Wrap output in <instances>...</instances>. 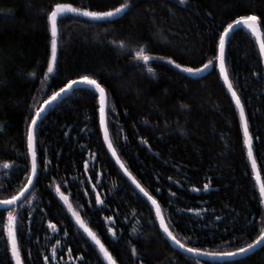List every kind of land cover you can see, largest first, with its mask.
<instances>
[{
  "label": "trees",
  "instance_id": "trees-1",
  "mask_svg": "<svg viewBox=\"0 0 264 264\" xmlns=\"http://www.w3.org/2000/svg\"><path fill=\"white\" fill-rule=\"evenodd\" d=\"M56 2L107 11L125 0H0V199L26 182V117L68 80L91 75L107 91L112 144L133 177L158 200L171 232L207 252L250 243L264 227V204L243 143L239 110L215 57L222 25L250 11L264 15V0H130L129 8L109 20L65 13L58 19L57 65L45 77L50 32L44 10ZM140 45L150 56L147 62L134 58ZM225 51L264 182V62L256 38L245 28L232 32ZM165 57L190 68L208 60L213 64L194 77ZM98 99L95 90L78 87L50 106L36 125L38 179L12 208L20 213L17 242L24 264H45V256L48 264H107L57 187L117 264H264V246L222 261L174 247L152 204L111 156ZM4 161L10 162L7 169ZM97 193L102 204L95 203ZM7 210L0 207V264H15L4 230ZM57 240L61 243L52 260Z\"/></svg>",
  "mask_w": 264,
  "mask_h": 264
},
{
  "label": "snow or ice",
  "instance_id": "snow-or-ice-1",
  "mask_svg": "<svg viewBox=\"0 0 264 264\" xmlns=\"http://www.w3.org/2000/svg\"><path fill=\"white\" fill-rule=\"evenodd\" d=\"M186 0H179L180 4H185ZM130 7V0H125L124 3L119 4L117 7H113L108 9L107 11H90L87 8H78L74 7L71 3H62L56 2L49 6V9L44 10L46 23L48 31L50 32V53L47 57V68L44 72V76L47 77L51 74L57 65V52L59 46V35H60V28L58 25V19L67 12H78L82 13L85 16L89 17H108L116 15L125 9ZM239 26H243L244 28L248 29L251 34L256 38V42L259 45V56L262 58L261 62H264V39H262V35H264V15L257 14L254 11H250L247 14L236 15L234 19H231L226 24L222 25L223 30L218 33V44H217V51L218 55L215 57L216 60L219 61V68H220V75L223 77L225 84H227L228 90L231 93L232 99L235 101L236 108L239 110V118H240V125L243 129V143L247 146V155L248 159L251 161L252 166V174L256 178V183L259 186V203L264 204V182L261 181L260 172L257 170V162L253 157V137L249 132V124L248 120L245 116V109L244 105L242 104L239 95L237 94L236 90L233 87L232 81L229 79L228 69L225 65V41L229 33L233 30H236ZM123 46V41L120 42ZM135 51V59H139L142 61H149L150 56L145 51L144 46L140 45L139 48ZM165 59L169 60L173 65L177 68H180L184 71L188 72H199L204 68L208 67L209 65L213 64V60H208L204 64H201L199 68H190L185 67L183 64H178L175 60L171 57H165ZM152 71L151 68L148 69ZM256 73L254 72L253 75ZM29 75H36L35 72L29 73ZM76 83H87L90 86L95 88V91L99 95L98 104H99V122L100 128L103 131L104 141L108 145V149L111 151L113 156H116V162L120 164V167L128 174L129 177H132V173L124 166V164L120 161V158L116 154L115 148H113L112 141L109 138L107 120H106V107H107V92L104 86H102L96 78L91 75H80L77 77L76 80H68L67 83L63 85V87L59 88L57 91H53L50 95H48L47 99L43 101V103L37 105L31 112L27 119V155L29 160L27 162V170L25 171V178L26 182L19 188L18 191H15L13 194L7 196L6 198L0 200V204H4L9 206L7 210V222L4 225V230L7 233V245L10 248L11 252V260L15 261V264H24V260L22 259L21 255V248L17 242V229H18V216L20 215L19 210H13L11 208L12 205L18 204L21 197H23L26 193V190L29 189V186L33 184L35 179H38V173L40 171L38 166V158H37V149L35 146L36 134L35 129L38 120L41 118L43 111L45 110V106L48 105L50 102L55 101L60 95H62L65 91L70 90V88ZM31 108V105H29ZM184 131V129H181ZM258 139V137H257ZM147 143V140L143 141ZM46 159V158H45ZM9 161L3 162V167L7 169L9 167ZM87 164L88 161H85V170L87 171ZM48 164H44V168H47ZM133 183L136 184V187L140 189L145 196L151 201L152 205L155 206L156 209V218L159 220V226L163 229L164 233L167 234L172 241H174L177 245L182 248L187 249L193 253H204L205 250L196 247H189L188 244L182 243L177 237L170 231L169 226L166 224L165 219L162 215L160 205L157 203L155 197L150 196L143 187L140 186L139 182L135 180V177H132ZM2 187V186H0ZM194 190L199 191V188H196L195 185L192 186ZM209 187V183H204L203 188L207 189ZM95 188V185H93ZM57 193L60 194L61 199L68 205V210L72 213V216L75 217L76 223L79 225L80 228L87 234V236L91 239L92 242L99 248L100 254L103 256V260L107 262V264H117V260L113 257L112 253L109 249L105 246L104 243L101 242V238L97 235L96 232L92 230L88 224L85 223L83 219H81L80 214L76 212L71 204H68V197L65 196L62 192H60V188H56ZM96 204H102V198L99 193L96 194L95 197ZM188 211H194L199 213L200 209H188ZM31 215V213H29ZM113 217L108 216L106 220L111 221ZM219 219V218H217ZM49 226L55 229L56 225H54L51 221L48 222ZM261 224H264V219L261 220ZM107 232L111 233L113 237L116 236V231L112 227L107 228ZM67 235V232H65ZM264 244V227H262L259 231V234L255 236V238L250 243H245L242 247L234 248L228 252L222 253H206L210 255H236L245 252L246 250L251 249L257 243ZM61 241L57 240L56 244L52 245V256L51 259H56V245L60 244ZM69 251H71L69 249ZM133 255L137 254V249L133 247L131 249ZM72 258L71 256L69 257ZM45 264H48L49 257H44ZM142 264V262H141Z\"/></svg>",
  "mask_w": 264,
  "mask_h": 264
},
{
  "label": "water",
  "instance_id": "water-1",
  "mask_svg": "<svg viewBox=\"0 0 264 264\" xmlns=\"http://www.w3.org/2000/svg\"><path fill=\"white\" fill-rule=\"evenodd\" d=\"M123 12V11H122ZM122 12H120V13H118V14H116V15H113V16H108V17H89V16H87V17H89V18H91V19H95V20H98V19H100V20H109V19H113V18H116L117 16H119ZM67 13H69V12H67ZM70 13H78V12H70ZM78 14H80V15H83L82 13H78ZM64 15V14H63ZM62 15V16H63ZM83 16H85V15H83ZM86 17V16H85ZM238 28H244L243 26H239ZM237 28V29H238ZM246 29V28H245ZM246 30H248V29H246ZM234 31V30H233ZM233 31H231L230 33H229V35L227 36V38H226V41H225V50H226V45H227V42H228V38L230 37V35L232 34V32ZM249 31V30H248ZM250 32V31H249ZM251 33V32H250ZM253 36V35H252ZM254 37V36H253ZM255 38V37H254ZM262 39H264L263 38V35H262V37H261ZM258 44V43H257ZM258 48H259V45H258ZM225 56H226V51H225ZM217 62H218V68H219V61L217 60ZM225 65H226V62H225ZM226 68H227V66H226ZM211 69V65H209L208 67H206V68H204L203 70H201V71H199V72H195V73H193V72H188V71H185V72H187L188 74H190V75H193L194 77H201V75H205L209 70ZM219 72H220V68H219ZM222 79H223V77H222ZM229 79H230V77H229ZM223 81H224V79H223ZM101 84V83H100ZM227 85V84H226ZM87 87V88H91V89H93V90H95V88L93 87V86H90V85H88L87 83H76V84H74L71 88H70V90H68V91H65L62 95H60L55 101H53V102H50L48 105H46L45 106V110L43 111V113H42V116H41V118L44 116V114L46 113V110L50 107V106H52V105H54L58 100H60V99H62V98H64V97H66V96H68V94H71L72 92H73V90L74 89H76V88H78V87ZM227 89H228V87H227ZM107 92V91H106ZM228 92H229V90H228ZM237 92V91H236ZM98 94V93H97ZM229 94L231 95V93L229 92ZM99 96V95H98ZM240 97V96H239ZM240 100H241V98H240ZM242 102V101H241ZM234 103H235V101H234ZM107 107H108V101H107ZM107 107H106V120H107V115H108V112H107ZM246 116V115H245ZM40 118V119H41ZM39 119V120H40ZM246 119H247V117H246ZM39 120H38V122H39ZM37 122V123H38ZM107 126H108V123H107ZM36 130V129H35ZM108 132H109V129H108ZM249 132H250V130H249ZM102 133H103V131H102ZM109 138H110V140H111V134L109 133ZM112 141V140H111ZM106 143V142H105ZM106 145H107V143H106ZM113 145V144H112ZM35 146H36V140H35ZM108 146V145H107ZM113 148H115V146L113 145ZM246 148H247V146H246ZM115 150H116V148H115ZM109 152H110V154H111V156H113L112 155V153H111V151L109 150ZM116 154H117V156L120 158V156L118 155V153H117V151H116ZM253 157L255 158V154H254V150H253ZM113 158H114V160H116L117 159V157L116 156H113ZM256 160V159H255ZM120 161L123 163V161H122V159L120 158ZM257 162V161H256ZM117 163V162H116ZM124 164V163H123ZM117 165L120 167V164H118L117 163ZM125 166V165H124ZM121 168V167H120ZM127 168V167H126ZM122 169V171H123V173L125 174V176L126 177H128L130 180H131V182L133 183V179H132V177H133V175H132V177H129L128 176V174L123 170V168H121ZM257 170L259 171V168H258V163H257ZM260 176H261V181L263 182V179H262V175H261V172H260ZM256 179V178H255ZM135 180L137 181V179L135 178ZM35 181V180H34ZM137 182H139V181H137ZM34 183L35 182H33V184H31L30 186H29V189L28 190H26V193H25V195L23 196V197H21L20 198V200H19V202L20 201H22L23 199H25L26 198V196H27V194H28V192L30 191V189L32 188V186L34 185ZM134 184V186H135V188L136 189H138L139 191H140V189L139 188H137L136 187V184L135 183H133ZM140 184V183H139ZM140 186L142 187V185L140 184ZM258 188H259V186H258ZM145 189V188H144ZM145 191H146V189H145ZM141 192V191H140ZM147 192V191H146ZM142 193V192H141ZM148 193V192H147ZM143 195H144V193H142ZM149 194V193H148ZM150 196H152L151 194H149ZM145 196V195H144ZM145 198L146 199H148V197L147 196H145ZM1 200V199H0ZM149 200V199H148ZM157 200V199H156ZM149 202L151 203V201L149 200ZM157 203L159 204V202H158V200H157ZM152 204V203H151ZM160 205V204H159ZM17 206H18V204H14V205H12L11 206V208H13V207H16L17 208ZM153 206V209L155 210V212H156V209H155V206L154 205H152ZM0 207L1 208H9V206H7V205H4V204H0ZM160 208H161V205H160ZM161 212H162V215H163V217H164V219H165V216H164V212H163V210H162V208H161ZM159 221V220H158ZM165 222H166V224L168 225V223H167V221H166V219H165ZM170 229V228H169ZM162 230V232H164L163 231V229H161ZM171 231V230H170ZM173 233V232H172ZM165 234V236H166V238L170 241V243H172V245L174 246V247H176V248H178V249H180L181 251H183L184 253H189L190 255H193V256H195V257H199V258H202V259H204V260H212V261H222V260H231V259H240V258H242L243 256H247V255H250V254H253V252H255V251H257L258 249H260L261 247H263L264 246V244H261V243H257L255 246H253L251 249H249V250H246L245 252H243V253H240V254H236V255H231V256H228V255H210V254H206V253H213V252H210V251H204V253H193V252H190V251H188L187 249H185V248H182V247H180L179 245H177L174 241H172L171 240V238H169L168 236H167V234L166 233H164ZM178 239V238H177ZM183 243V242H182ZM189 247H191V246H189ZM220 253H222V252H220Z\"/></svg>",
  "mask_w": 264,
  "mask_h": 264
},
{
  "label": "rangeland",
  "instance_id": "rangeland-1",
  "mask_svg": "<svg viewBox=\"0 0 264 264\" xmlns=\"http://www.w3.org/2000/svg\"><path fill=\"white\" fill-rule=\"evenodd\" d=\"M81 217V216H80ZM81 219H82V217H81ZM89 226V225H88Z\"/></svg>",
  "mask_w": 264,
  "mask_h": 264
}]
</instances>
